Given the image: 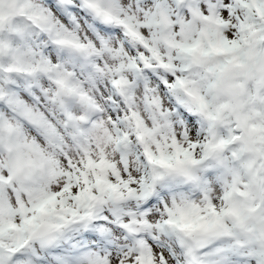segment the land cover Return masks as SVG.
Listing matches in <instances>:
<instances>
[{
  "label": "snow or ice",
  "instance_id": "1",
  "mask_svg": "<svg viewBox=\"0 0 264 264\" xmlns=\"http://www.w3.org/2000/svg\"><path fill=\"white\" fill-rule=\"evenodd\" d=\"M0 264H264V0H0Z\"/></svg>",
  "mask_w": 264,
  "mask_h": 264
}]
</instances>
